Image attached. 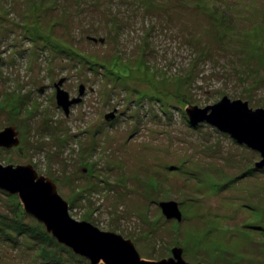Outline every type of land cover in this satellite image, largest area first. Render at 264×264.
<instances>
[{"label": "rangeland", "instance_id": "1", "mask_svg": "<svg viewBox=\"0 0 264 264\" xmlns=\"http://www.w3.org/2000/svg\"><path fill=\"white\" fill-rule=\"evenodd\" d=\"M225 98L264 109V0H0L1 164L143 260L264 264L262 157L187 113ZM0 264L91 263L0 189Z\"/></svg>", "mask_w": 264, "mask_h": 264}, {"label": "water", "instance_id": "2", "mask_svg": "<svg viewBox=\"0 0 264 264\" xmlns=\"http://www.w3.org/2000/svg\"><path fill=\"white\" fill-rule=\"evenodd\" d=\"M56 90L58 106L68 114L69 106L79 100L70 102L67 92L59 86ZM193 109L196 107L187 110L191 123L207 121L229 133L239 144L257 151L262 160L255 168H264V109L254 110L248 102L229 98L197 114L192 112ZM209 111L212 113L208 114ZM19 145V133L15 127L0 131V155L2 149L10 150ZM0 189L17 195L25 213L43 224L58 243L88 259L91 264H191L183 259L181 248H175L173 257L169 259L143 260L132 241L115 233L103 232L90 223L73 220L56 184L52 179L39 175L32 165L14 167L4 166L0 162ZM161 207L165 215L181 220L175 202L162 203ZM169 209H173L174 214Z\"/></svg>", "mask_w": 264, "mask_h": 264}, {"label": "trees", "instance_id": "3", "mask_svg": "<svg viewBox=\"0 0 264 264\" xmlns=\"http://www.w3.org/2000/svg\"><path fill=\"white\" fill-rule=\"evenodd\" d=\"M64 246V245H63ZM66 247V246H65Z\"/></svg>", "mask_w": 264, "mask_h": 264}]
</instances>
